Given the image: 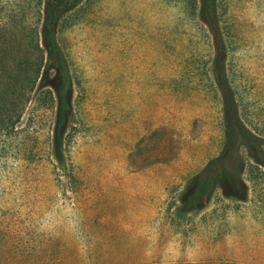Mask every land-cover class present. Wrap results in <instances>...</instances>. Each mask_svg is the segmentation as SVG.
<instances>
[{"label":"rangeland","instance_id":"1","mask_svg":"<svg viewBox=\"0 0 264 264\" xmlns=\"http://www.w3.org/2000/svg\"><path fill=\"white\" fill-rule=\"evenodd\" d=\"M43 2L0 0V264H264V172L245 202L218 193L183 219L170 207L223 140L198 0H82L63 15L66 170L51 155L54 105L19 119L7 105L8 85L40 62ZM218 3L228 79L264 137V0Z\"/></svg>","mask_w":264,"mask_h":264},{"label":"trees","instance_id":"2","mask_svg":"<svg viewBox=\"0 0 264 264\" xmlns=\"http://www.w3.org/2000/svg\"><path fill=\"white\" fill-rule=\"evenodd\" d=\"M81 1L44 0L36 46L40 62L25 68L18 74L21 77L19 83L7 87L8 111L14 113L16 119L31 104L38 107L54 105L51 155L62 170H66L68 164L75 81L57 35L63 15ZM197 14L212 40L214 58L210 70L221 96L223 140L219 153L191 175L172 200L170 207H174L182 219L203 210L218 193L233 202L247 201L249 180H253L256 173L264 172V137L254 132L243 119L226 73V44L218 0H198ZM13 126L12 122L7 124L9 129Z\"/></svg>","mask_w":264,"mask_h":264}]
</instances>
